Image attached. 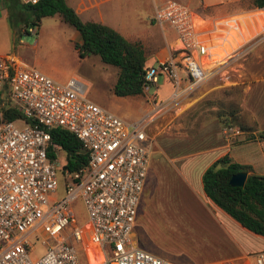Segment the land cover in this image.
I'll use <instances>...</instances> for the list:
<instances>
[{
    "label": "built area",
    "instance_id": "1",
    "mask_svg": "<svg viewBox=\"0 0 264 264\" xmlns=\"http://www.w3.org/2000/svg\"><path fill=\"white\" fill-rule=\"evenodd\" d=\"M153 18L174 32L177 44L146 66L143 89L162 74L171 90L163 99L152 98L155 109L133 121L86 98L77 78L59 82L0 54V264H182L132 239L152 140L147 125L163 108L174 107L183 83L207 78L219 60L245 53L260 37L232 42L228 32L235 18L213 24L178 0H159ZM53 127L78 138L84 165L64 166L60 147L51 141ZM76 199L85 211L81 223L71 205ZM36 243L44 247L39 254ZM251 260L264 264V249Z\"/></svg>",
    "mask_w": 264,
    "mask_h": 264
},
{
    "label": "rangeland",
    "instance_id": "2",
    "mask_svg": "<svg viewBox=\"0 0 264 264\" xmlns=\"http://www.w3.org/2000/svg\"><path fill=\"white\" fill-rule=\"evenodd\" d=\"M152 1L158 0H99V9L110 21H130L151 33L157 28L149 15L153 12ZM195 2L199 3L198 0ZM229 6L248 10L230 27L233 29L228 33L235 37L232 42L239 43L258 34V43L245 53L219 60L207 78L183 83L174 107L163 108L147 125L152 138L149 167L138 202L137 217L141 222L135 223L132 239L160 256L180 257L178 260L182 264H251L253 254L264 249V236L242 227L214 205L201 186V190L188 188L180 171L173 170V164L179 162L173 159L175 156L183 157L186 163L206 153L216 157L222 150L218 145L225 137L239 141L260 139L261 131L256 128L250 110L251 107L264 109V36L261 35L264 20L257 10L250 11L254 8L250 0L231 1L226 4ZM195 10L201 15L208 9ZM237 20L242 24L239 31L236 30ZM29 27L32 31H25ZM165 31L168 33L167 29ZM75 33L78 35L76 29L62 21L58 14L35 20L29 9L18 5L10 7L8 1L0 0V54H12L59 82L69 77L77 78L85 86L86 98L112 110L127 122L155 109L146 107L144 92L138 96L113 94L111 87L116 67L102 62L97 54L80 56L73 45L77 40ZM227 44L224 43L225 50ZM173 45L175 41L169 47ZM163 77L158 74L155 84L148 85L147 95L156 88L157 94L169 95L171 86ZM133 103L137 106L130 105ZM231 108L232 115L229 114ZM234 121L243 123L245 129H239ZM257 147L258 143L252 140L236 149L248 155L249 148L253 152ZM192 153L197 154L193 156ZM58 157L63 158V151H58ZM204 164L202 160H195L190 166L191 174L196 175ZM71 205L76 221L81 223L85 220L81 201L76 199ZM43 248L36 243L35 254ZM204 260L211 261L197 263Z\"/></svg>",
    "mask_w": 264,
    "mask_h": 264
},
{
    "label": "trees",
    "instance_id": "3",
    "mask_svg": "<svg viewBox=\"0 0 264 264\" xmlns=\"http://www.w3.org/2000/svg\"><path fill=\"white\" fill-rule=\"evenodd\" d=\"M6 1L10 7L18 5L29 9L35 20L40 16L58 14L62 21L72 25L78 33V40L74 41L73 45L80 56L97 54L102 62L116 67L111 87L113 94L124 96L144 92L143 86L146 82L143 74L147 65L144 50L139 42L127 39L106 23L81 19L66 0H38L35 3ZM250 4L252 7L262 8L264 12V0H250ZM229 111L232 115V108ZM234 124L239 129H245L239 121H234ZM49 133L52 143L58 145L64 153V166L76 168L86 163V152L81 149L80 142L73 133L62 127L50 128ZM239 170L247 172L244 183L230 184L229 176ZM250 170V164L234 161L224 153L201 171V188L214 205L242 227L264 236V173Z\"/></svg>",
    "mask_w": 264,
    "mask_h": 264
},
{
    "label": "crops",
    "instance_id": "4",
    "mask_svg": "<svg viewBox=\"0 0 264 264\" xmlns=\"http://www.w3.org/2000/svg\"><path fill=\"white\" fill-rule=\"evenodd\" d=\"M158 1H152V6H154V4L157 3ZM178 1L186 3L187 5H189L194 10L199 9V8H207L208 9L207 13H203V14L201 13V16L203 18H205V20H207L208 22L213 23V24L216 21H218L220 19H224V18H235V19L237 18L238 19L239 17L242 16L241 14L248 11V10L242 9V8H234L232 6L226 7L227 3H230L231 1H235V0H224L225 3H223L222 0H198L199 3L195 2L197 0H178ZM66 2L72 6L74 11L77 13V15L81 19H83V20L92 19V20H97V21L106 23V24L112 26L118 32H120L127 39L139 42L141 44L143 50H144L146 65L153 64L154 62L165 58L169 54L171 47H173L177 44L174 32L168 26L159 25L155 21V19L153 18V12L150 13L149 15L151 16V22H153L152 21V18H153L154 23L157 25V28H156V31L152 30L151 33H146V32H148V29L147 30L140 29L137 27L138 25H136L135 23L133 25V23H130V21H126V20L121 21V20H114V19H112V21H110L109 18H107V17L104 18L101 14L102 12L99 9V0H66ZM253 9L260 12L262 14L263 20H264V12H263L262 8L254 7L250 11H253ZM101 17H103L105 20ZM249 20L251 21L252 18L250 17ZM243 21H244V23L247 22L246 18H244ZM116 22H118L119 25L116 24ZM241 25L242 24L240 22H237V29L236 30L239 31ZM166 29L168 30V33L165 31ZM261 32L263 33L261 35L264 36V27H262ZM74 35H75V39L78 40V35L76 33ZM172 41H175V45L169 47V44ZM234 45H235V43H234ZM163 78H164V80H166L170 83V81L165 76ZM261 78H262V76H261ZM255 79L257 80V77H255ZM153 84H155V83H153ZM170 86H171V83H170ZM143 94L146 96V101L148 103V104H146L147 105L146 107L152 106L151 105L152 104V98L159 100V99H162L163 97L166 96V94L165 95L157 94V88L153 89L151 91L150 95H147L146 91H144ZM138 95L139 94L124 95V96H138ZM130 105L137 106L136 103H133ZM138 107H140V106H138ZM142 107H144V106H142ZM250 111L253 113L252 118L255 119L256 128L259 130V132L261 131V133H259L260 139L259 138H253V139L239 141V140L228 139L227 137H225L224 139H222L220 141V144L218 145V147L222 148V150L219 152V154L216 157L226 153L234 161H237L240 163L250 164L251 165L250 171L261 174V173H264V109L257 110L256 107H251ZM256 111H257L258 115H256ZM141 116H142V114L140 115V117ZM253 131H255V129L252 130V132ZM252 140H255V142L258 143V147H257V149H254L253 152H251L252 150H251V148H249L248 150H250V151H249L248 155H243L240 151H238L236 149L237 146L243 144L244 142L248 143ZM196 154L197 153H192L193 156H195ZM63 156H64V153H63ZM216 157L212 158L210 155H208L206 153L205 155H201V157H193V158H191V162L186 163L185 161L183 162V160H185L183 157L175 156V157H173V159H176L179 162L177 163V165L173 164V166H174L173 170L176 169V170L180 171V173L182 175V180L188 188H191L193 190H195V189L201 190L200 189V186H201L200 173L203 170V168H205L208 164H210V162L212 160H214ZM181 158H183V159H181ZM195 160H202L205 162V164L202 167V169L200 171H198V173L196 175H193V174H191L190 166H192V164H194ZM148 167H149V164L147 165L146 174L148 171ZM145 179H146V175H145ZM145 179H144V182L142 185L141 192H142L144 184H145ZM141 192L139 195V199L141 196ZM139 199H138V202H139ZM137 212H138V203H137V208H136L134 226H135V223L140 224V222H141V221H139V216L137 217ZM134 226H133L131 234H133V232H134L133 231ZM136 241H138V240H136ZM134 243L136 245H138L139 247H142V248L152 252L151 250L147 249L143 243H141V242L138 243L135 241H134ZM152 253H154V252H152ZM164 257H166V256H164ZM167 258H170V257H167ZM171 259H173V258H171ZM178 259H180V257H178L177 259H174V260L182 263ZM211 260H213V259H211ZM211 260H204V261H200L197 263L209 262Z\"/></svg>",
    "mask_w": 264,
    "mask_h": 264
},
{
    "label": "water",
    "instance_id": "5",
    "mask_svg": "<svg viewBox=\"0 0 264 264\" xmlns=\"http://www.w3.org/2000/svg\"><path fill=\"white\" fill-rule=\"evenodd\" d=\"M247 172L239 170L229 176L228 182L232 185H242L244 183Z\"/></svg>",
    "mask_w": 264,
    "mask_h": 264
}]
</instances>
